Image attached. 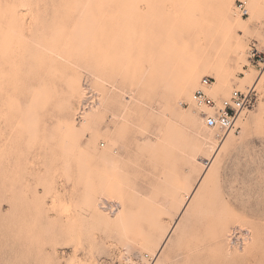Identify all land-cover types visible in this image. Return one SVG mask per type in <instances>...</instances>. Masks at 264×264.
Wrapping results in <instances>:
<instances>
[{"label": "rangeland", "instance_id": "374dc122", "mask_svg": "<svg viewBox=\"0 0 264 264\" xmlns=\"http://www.w3.org/2000/svg\"><path fill=\"white\" fill-rule=\"evenodd\" d=\"M237 2L0 0V264H264V0ZM205 76L257 91L221 142L184 105Z\"/></svg>", "mask_w": 264, "mask_h": 264}, {"label": "built area", "instance_id": "2783aa9c", "mask_svg": "<svg viewBox=\"0 0 264 264\" xmlns=\"http://www.w3.org/2000/svg\"><path fill=\"white\" fill-rule=\"evenodd\" d=\"M236 5L239 10L244 11V0H238ZM248 58L258 71L264 68V48L259 49L255 43H252ZM200 82V87L193 92L191 99L196 108L208 109V111H200L205 126L219 135L228 133L232 129L236 130L234 126L236 119L243 111L248 110L253 95L257 93L255 85L247 86L246 90L234 88L223 97L213 98L207 90L212 78L205 76Z\"/></svg>", "mask_w": 264, "mask_h": 264}, {"label": "bare ground", "instance_id": "6f19581e", "mask_svg": "<svg viewBox=\"0 0 264 264\" xmlns=\"http://www.w3.org/2000/svg\"><path fill=\"white\" fill-rule=\"evenodd\" d=\"M225 1V0H224ZM240 1H242V0H240ZM245 1V4H246V2H247V0H244ZM220 2V1H219ZM225 4V3H224ZM225 6V5H224ZM223 6V7H224ZM236 7H237V5H236ZM221 8V7H220ZM231 16V15H230ZM264 71V68H263V70L261 71V72H263ZM261 72H259V73H261ZM200 81H201V79H200ZM199 81V84H198V86H197V88L195 89V90H197L199 87H200V84H201V82ZM192 83V82H191ZM177 84V83H176ZM213 85H214V81L212 80V83L210 84V86H208V88H207V90L209 91V93H210V95L213 97V98H219V97H217V96H215L214 94H213ZM234 89V88H233ZM235 89H239V90H246V89H240V88H235ZM194 90V91H195ZM232 90V89H231ZM230 90V91H231ZM193 91V92H194ZM229 91V92H230ZM193 92H192V94H193ZM192 94L190 95V98H189V100H188V102L186 103V105L187 106H190V107H192V108H194L197 112H198V114H199V116H200V118H201V120L203 121V119H202V117H201V114H200V111H202V110H205V111H208V109L207 108H196L194 105H193V102H192V99H191V97H192ZM221 97H223V96H221ZM247 111H249V110H246V111H243L240 115H239V117L236 119V121H235V128H240L239 127V125H238V120L247 112ZM204 122V121H203ZM205 125V124H204ZM206 127V126H205ZM208 130H210L216 137H217V139H218V141L219 142H221L224 138H226L227 136H229V135H237L235 132H237V129L235 130V129H232V130H230L228 133H224V134H221V135H219V134H217L216 133V131H214L213 129H211V128H208V127H206ZM241 130V129H240ZM240 130L238 131V133H240ZM204 160V159H203ZM211 160L210 159H205V163H204V165L205 164H208V162H210ZM200 163H202V162H200ZM203 165V164H202ZM104 209H105V207H104ZM231 241V240H230ZM145 259V260H144ZM139 261L138 263H137V261ZM154 262V257H152L151 255H149V254H144V255H139V254H135L134 255V257H133V262H132V264H154L153 263Z\"/></svg>", "mask_w": 264, "mask_h": 264}]
</instances>
